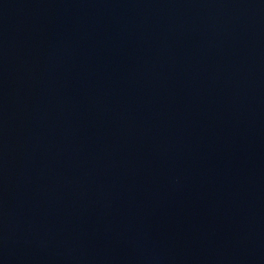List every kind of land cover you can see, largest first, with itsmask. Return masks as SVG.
<instances>
[{"label": "water", "instance_id": "95a60500", "mask_svg": "<svg viewBox=\"0 0 264 264\" xmlns=\"http://www.w3.org/2000/svg\"><path fill=\"white\" fill-rule=\"evenodd\" d=\"M0 264H264V0H0Z\"/></svg>", "mask_w": 264, "mask_h": 264}]
</instances>
